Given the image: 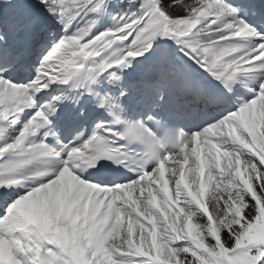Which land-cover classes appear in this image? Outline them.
Returning a JSON list of instances; mask_svg holds the SVG:
<instances>
[{"label": "snow or ice", "instance_id": "obj_1", "mask_svg": "<svg viewBox=\"0 0 264 264\" xmlns=\"http://www.w3.org/2000/svg\"><path fill=\"white\" fill-rule=\"evenodd\" d=\"M34 7L0 12V264H264V0Z\"/></svg>", "mask_w": 264, "mask_h": 264}, {"label": "rangeland", "instance_id": "obj_2", "mask_svg": "<svg viewBox=\"0 0 264 264\" xmlns=\"http://www.w3.org/2000/svg\"><path fill=\"white\" fill-rule=\"evenodd\" d=\"M22 1L29 5L33 11H35L34 6L38 4V0H7V2H5V0H0V12H3V14L7 16L12 13L13 7L21 3ZM241 92H243L242 89Z\"/></svg>", "mask_w": 264, "mask_h": 264}, {"label": "bare ground", "instance_id": "obj_3", "mask_svg": "<svg viewBox=\"0 0 264 264\" xmlns=\"http://www.w3.org/2000/svg\"><path fill=\"white\" fill-rule=\"evenodd\" d=\"M17 9L18 10V12H23V11H25V10H31V11H33L31 8H30V6L29 5H27L25 2H21V3H19V4H17L15 7H14V9ZM14 9H12V10H14ZM34 12V11H33ZM6 16V15H5ZM130 74H133L132 73V71L130 70ZM69 102V104H72L73 105V108H75L76 107V105L73 103V101L72 100H69L68 101Z\"/></svg>", "mask_w": 264, "mask_h": 264}]
</instances>
